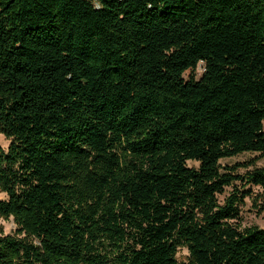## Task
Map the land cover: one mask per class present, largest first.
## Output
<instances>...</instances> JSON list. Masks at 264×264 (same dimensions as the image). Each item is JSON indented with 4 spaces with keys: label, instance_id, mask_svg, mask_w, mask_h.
I'll use <instances>...</instances> for the list:
<instances>
[{
    "label": "trees",
    "instance_id": "1",
    "mask_svg": "<svg viewBox=\"0 0 264 264\" xmlns=\"http://www.w3.org/2000/svg\"><path fill=\"white\" fill-rule=\"evenodd\" d=\"M263 122L264 0H0V264H264Z\"/></svg>",
    "mask_w": 264,
    "mask_h": 264
},
{
    "label": "rangeland",
    "instance_id": "2",
    "mask_svg": "<svg viewBox=\"0 0 264 264\" xmlns=\"http://www.w3.org/2000/svg\"><path fill=\"white\" fill-rule=\"evenodd\" d=\"M203 72L202 65H198L196 70L194 71V75L196 79H199L201 74ZM189 77V72H186L184 74V78L187 79ZM263 131H264V122H263ZM10 141L6 139L2 134H0V146L4 149H7L9 146ZM256 156L254 153H243L240 155H237L235 157L231 158H226V159H221L220 164L222 167H229L232 165H235L237 163H243L247 162L251 159H253ZM188 166H196L197 163L194 162H187ZM264 165L263 160H258L254 166L252 167H239L236 170L237 174H244L246 170H250L253 167H260ZM235 188H238L240 190H246V189H251L252 194L244 199V201L239 205L240 209V216L241 219L240 221H237V225L239 228L243 229L246 227L250 226H257V227H264V210L262 202H264V189L258 187V186H253V185H248L245 184L241 181H235L231 186H228L224 189V192L222 194L218 195V200L220 203H223L224 199L228 197ZM0 198L4 199L6 198L5 194L0 192ZM16 226L13 222L12 218H9L7 220L5 219H0V229L5 233V234H11L15 230ZM187 255L188 252L185 248H181L178 253H177V260L179 262H186L187 261Z\"/></svg>",
    "mask_w": 264,
    "mask_h": 264
}]
</instances>
